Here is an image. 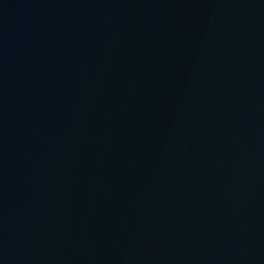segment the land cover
<instances>
[{
    "label": "water",
    "instance_id": "water-1",
    "mask_svg": "<svg viewBox=\"0 0 264 264\" xmlns=\"http://www.w3.org/2000/svg\"><path fill=\"white\" fill-rule=\"evenodd\" d=\"M0 264H264V0H0Z\"/></svg>",
    "mask_w": 264,
    "mask_h": 264
}]
</instances>
